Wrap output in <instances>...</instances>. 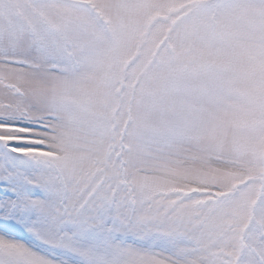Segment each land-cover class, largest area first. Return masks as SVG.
Here are the masks:
<instances>
[{"label":"snow or ice","instance_id":"6c2138e0","mask_svg":"<svg viewBox=\"0 0 264 264\" xmlns=\"http://www.w3.org/2000/svg\"><path fill=\"white\" fill-rule=\"evenodd\" d=\"M0 264H264V0H0Z\"/></svg>","mask_w":264,"mask_h":264}]
</instances>
